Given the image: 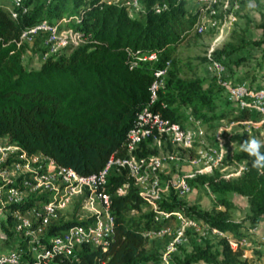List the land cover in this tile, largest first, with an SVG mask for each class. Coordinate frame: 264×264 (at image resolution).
Returning a JSON list of instances; mask_svg holds the SVG:
<instances>
[{"label":"trees","instance_id":"trees-1","mask_svg":"<svg viewBox=\"0 0 264 264\" xmlns=\"http://www.w3.org/2000/svg\"><path fill=\"white\" fill-rule=\"evenodd\" d=\"M139 3L142 12L137 15H130L123 2L109 0H23L26 11H19L16 18L0 7V141L16 146L27 157L39 155L56 166L87 176L99 171L110 156H126V134L147 106L171 123H182L186 113L204 122L228 116V112H216L218 87H204V81L198 78L181 79L172 58L174 49L197 23L198 12H190L186 0ZM162 5L165 9L156 13L155 7ZM62 19L67 29L81 36L82 42L66 55L47 57L37 70L27 69L22 62L27 45L21 35L41 21L54 25ZM258 26L264 31V12ZM243 40L215 51L214 58L218 61V57L244 48ZM251 45L261 47L264 39ZM152 53L157 55L156 61L142 59ZM260 58L264 63V51ZM166 62L169 66L163 83L156 100L150 103L154 73ZM232 118L244 122L250 117L242 111ZM245 139L234 135L230 141L238 147L232 162L244 164L236 177H226L212 169L190 182L215 197L211 210H200L178 200L173 190L166 201L158 203L163 210L182 211L187 218L224 235L216 248L208 240L192 242L189 250H182L181 256L174 258L176 264H238L241 251L231 249L229 243L237 244L248 236L250 227L264 222V172L252 168L251 158L241 150ZM157 153L158 147L149 137L132 155L139 160ZM123 185L128 186L126 193L118 196L116 190ZM107 191L114 218L113 240L107 251L84 246L77 260L56 259L55 264H162L159 253L147 251V240L142 236L154 222L153 212L141 213L145 202L126 170L110 171ZM228 195L246 200L242 220L229 218L228 212L236 206ZM83 198H79L78 206ZM42 200L29 197L4 209L26 211ZM132 211L140 212V219L130 217ZM2 223L3 243L19 240L9 215ZM76 223L79 221L51 225L43 238Z\"/></svg>","mask_w":264,"mask_h":264},{"label":"built area","instance_id":"built-area-1","mask_svg":"<svg viewBox=\"0 0 264 264\" xmlns=\"http://www.w3.org/2000/svg\"><path fill=\"white\" fill-rule=\"evenodd\" d=\"M119 2L121 1H116V3ZM122 2L128 8L130 15H137L142 12L139 0ZM212 2L217 3L218 0H212ZM0 7L8 11L11 18H16L19 11L22 13L26 11L23 7V0H0ZM163 9H165V5L156 6L155 12L159 13ZM62 21L65 22V19ZM55 29L56 26L41 21L25 31L21 35V40L23 41L25 34L39 30H53L54 32ZM191 31L199 34L202 33L203 27L196 23ZM68 32L73 33L77 40L81 39L77 32L71 30ZM142 59L156 61L157 55L152 53L143 56ZM168 66L169 62H166L163 69L154 73L156 80L150 88V103L156 100V92L163 83L162 77L165 75ZM206 67L207 72L224 73L222 63L217 60L208 62ZM221 86L227 101L232 104L235 111L246 112L252 122L259 120V122L264 123V86H251L245 82L230 83V81L223 82ZM202 122L201 119L186 113L182 123H171L163 118L159 112L152 111L147 106L138 114L133 127L126 134L124 143L126 156H110L99 171L87 176L79 175L70 168L56 166L52 160L43 157L44 163L42 165L38 164L31 167L30 160L35 162L34 159H31L33 156L27 157L16 146L1 142L0 164H6L7 168H15L21 174L14 179L0 174V208L22 203L24 197H41L43 200L38 206L31 207L26 211L15 210L10 212L6 210L9 211L12 230L24 244H19V240H14L7 245L0 244V264H55L56 259L77 260L78 253L84 246L106 252L114 234V218L110 212L111 200L107 191V178L112 169L127 171L133 185L138 189L141 199L148 204L151 212H153L154 222L160 225V228L152 233L142 232L144 238L151 234L161 236L168 233L169 228L166 224L172 218L176 220L177 229L172 234L173 238L168 245V251L173 252L176 246L186 241L187 230H194L198 233L200 221L187 218L182 211L161 209L155 201L159 200V175L161 168H163V159L159 155H153L137 160L132 153L141 142L149 137L153 138L154 145L157 147H159L162 137H166L172 143L180 144L184 148H190L195 142L202 143L205 138ZM16 152H19V158L24 162L21 167L15 162L7 163L11 158L18 159ZM209 160L210 165L208 167H214V161ZM243 168L244 165L240 170ZM169 186L179 193H186L190 188L188 183L181 178L172 180L169 182ZM127 187V185H123L118 188L116 190L117 195L123 196ZM75 197H84L81 201L80 210L83 209L87 212L85 218H79L77 220L79 223L70 225L57 234L44 239L48 228ZM203 228L206 235L224 236L220 231L210 229L205 224H203ZM257 228V226L250 227L248 232L256 234ZM259 241L260 244L264 245L263 237ZM229 244L231 249L237 247L236 243ZM161 258L162 264H174L166 258V255ZM100 264L104 263L101 262Z\"/></svg>","mask_w":264,"mask_h":264},{"label":"rangeland","instance_id":"rangeland-1","mask_svg":"<svg viewBox=\"0 0 264 264\" xmlns=\"http://www.w3.org/2000/svg\"><path fill=\"white\" fill-rule=\"evenodd\" d=\"M109 1L116 2L117 0ZM186 1L190 12H198L197 23L202 25L203 31L199 34L191 31L174 49L172 58H174L177 75L184 80L201 79L204 81V87L217 86L216 112L225 111L229 115L212 122L203 121L204 141L202 143L195 142L190 148H184L180 144L172 143L168 138L162 137L156 155L163 159V168H161L159 175V200L155 202L158 204L166 201L171 190H173L169 186V182L181 178L188 183L190 188L186 193L173 190L177 199L205 211L211 210L215 206V197L204 188L192 185L191 180L196 175L208 173L212 169L219 170L226 177L234 178L237 176L244 164L237 165L232 162L233 155L238 151V147L230 142L234 135H242L246 139L254 136L264 141V123L259 122V120L252 122L249 119L244 122L233 120V115L238 112L227 101L221 86L226 81H230V83L245 82L251 86H264V63L261 62L260 58L264 51V45L261 47L251 45V42H260L264 39V31L258 26L260 15L264 12V0H218L217 3H213L212 0ZM64 23L60 20L54 24L56 26L54 32L53 30H39L25 34L23 42L27 45V49L22 62L27 69H39L47 57L66 55L70 48L82 41V39L77 40L73 33L70 34L68 31L71 29H67ZM71 31L73 32V30ZM241 38L244 39L242 42L245 45L244 48H240L230 56L218 57V61L222 63L224 68L223 74L209 73L204 70L205 63L216 60L213 54L215 51H222L228 44H239ZM3 143L6 144V142ZM16 153L18 159L11 158L7 163L15 162L21 167L24 162L19 158V152ZM31 159L35 161L30 160L31 167L44 163L43 158L39 155H35ZM209 159L214 161V167H208L210 165ZM6 166V164H0L1 175L10 179L19 177L21 174L19 171ZM227 198L236 206L235 209L228 212L229 218L233 221L242 220L247 211L246 200L234 195H228ZM25 199L27 198L24 197L23 201ZM78 205L79 198H73L70 205L51 225H56L60 221L84 219L87 212L83 209L80 210ZM4 210V208H0V219L8 213ZM150 211V207L145 203L141 213ZM141 213L132 211L129 215L140 219ZM166 226L169 228L168 233L161 236L151 234L146 237V249L152 253H159L161 257L166 255V258L174 264H176L174 258L180 257L182 250H189L192 242L201 243L208 240L216 248L218 241L222 238L221 236L206 235L203 224L200 222L198 233L194 230H187L186 241L176 246L173 252H169L168 245L173 238L172 234L177 229L176 220L172 218ZM159 228L160 225L156 222H150L148 229L143 230V232L152 233ZM255 233L250 234L248 232V236L241 239L239 244L237 243V247H234V249L239 248L241 251L238 264H264V245L260 244L259 241L260 238H264V227L257 228ZM167 252L168 254H166Z\"/></svg>","mask_w":264,"mask_h":264},{"label":"clouds","instance_id":"clouds-1","mask_svg":"<svg viewBox=\"0 0 264 264\" xmlns=\"http://www.w3.org/2000/svg\"><path fill=\"white\" fill-rule=\"evenodd\" d=\"M240 148L251 158V167L264 172V141L253 136L243 140Z\"/></svg>","mask_w":264,"mask_h":264},{"label":"crops","instance_id":"crops-1","mask_svg":"<svg viewBox=\"0 0 264 264\" xmlns=\"http://www.w3.org/2000/svg\"><path fill=\"white\" fill-rule=\"evenodd\" d=\"M206 64H207V63H205L204 70L207 69ZM209 73H210V72H209ZM4 212H7V211L4 210ZM7 216H8V213H7V215H6L5 217L2 216V218L0 219V244H1V245H5V243H3V242L5 241V235H4L3 232H2V225H3L2 222H3L4 220H6ZM257 227H258V228H262V227H264V222H260V223L257 225Z\"/></svg>","mask_w":264,"mask_h":264}]
</instances>
